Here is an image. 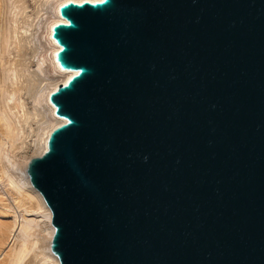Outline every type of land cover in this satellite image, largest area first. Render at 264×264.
<instances>
[{"label": "water", "instance_id": "obj_1", "mask_svg": "<svg viewBox=\"0 0 264 264\" xmlns=\"http://www.w3.org/2000/svg\"><path fill=\"white\" fill-rule=\"evenodd\" d=\"M60 10L66 120L26 166L59 264H264V0Z\"/></svg>", "mask_w": 264, "mask_h": 264}, {"label": "bare ground", "instance_id": "obj_2", "mask_svg": "<svg viewBox=\"0 0 264 264\" xmlns=\"http://www.w3.org/2000/svg\"><path fill=\"white\" fill-rule=\"evenodd\" d=\"M68 1L0 0V264H59L51 209L26 166L66 120L50 94L76 72L59 63L53 34Z\"/></svg>", "mask_w": 264, "mask_h": 264}, {"label": "rangeland", "instance_id": "obj_3", "mask_svg": "<svg viewBox=\"0 0 264 264\" xmlns=\"http://www.w3.org/2000/svg\"><path fill=\"white\" fill-rule=\"evenodd\" d=\"M8 201L13 205L14 203H13V201H12V198H11V196L8 194ZM3 250H5V248H3Z\"/></svg>", "mask_w": 264, "mask_h": 264}]
</instances>
